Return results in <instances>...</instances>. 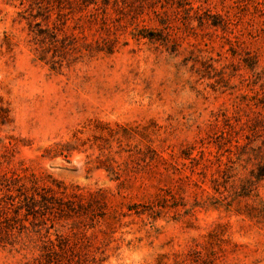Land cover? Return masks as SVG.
I'll use <instances>...</instances> for the list:
<instances>
[{
  "label": "rangeland",
  "instance_id": "1",
  "mask_svg": "<svg viewBox=\"0 0 264 264\" xmlns=\"http://www.w3.org/2000/svg\"><path fill=\"white\" fill-rule=\"evenodd\" d=\"M0 264H264V0H0Z\"/></svg>",
  "mask_w": 264,
  "mask_h": 264
}]
</instances>
